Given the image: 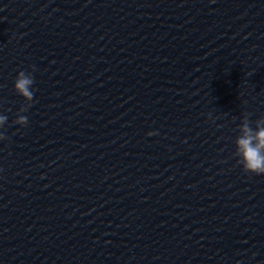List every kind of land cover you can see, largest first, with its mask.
Segmentation results:
<instances>
[{
  "label": "water",
  "instance_id": "water-1",
  "mask_svg": "<svg viewBox=\"0 0 264 264\" xmlns=\"http://www.w3.org/2000/svg\"><path fill=\"white\" fill-rule=\"evenodd\" d=\"M244 113L264 0H0V264H264Z\"/></svg>",
  "mask_w": 264,
  "mask_h": 264
},
{
  "label": "clouds",
  "instance_id": "clouds-1",
  "mask_svg": "<svg viewBox=\"0 0 264 264\" xmlns=\"http://www.w3.org/2000/svg\"><path fill=\"white\" fill-rule=\"evenodd\" d=\"M33 67V71H34ZM34 78L31 72H25L21 70L15 78L14 90L20 96L24 98L28 103L20 108V112H26L33 101L32 85ZM250 113H244L243 119L239 127V135L235 140V157H237V163L242 166V169L246 173H252L255 175H264V117H261L254 121L255 128L252 127V121H250ZM7 121L5 115H0V127H2ZM15 124L25 126L28 123V118L25 115H19L13 122ZM155 133L149 132L148 135H154ZM7 137L0 133V140H5Z\"/></svg>",
  "mask_w": 264,
  "mask_h": 264
}]
</instances>
